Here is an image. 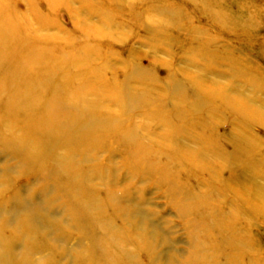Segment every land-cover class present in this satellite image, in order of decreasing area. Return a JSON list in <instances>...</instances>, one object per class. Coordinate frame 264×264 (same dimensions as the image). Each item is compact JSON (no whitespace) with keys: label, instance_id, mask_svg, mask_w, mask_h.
I'll return each mask as SVG.
<instances>
[{"label":"rangeland","instance_id":"obj_1","mask_svg":"<svg viewBox=\"0 0 264 264\" xmlns=\"http://www.w3.org/2000/svg\"><path fill=\"white\" fill-rule=\"evenodd\" d=\"M5 20L0 50L23 47L103 126L88 151L39 110L45 167L0 149V264H101L124 237L148 247L130 263L264 264V0H0ZM115 205L113 225L88 217Z\"/></svg>","mask_w":264,"mask_h":264},{"label":"bare ground","instance_id":"obj_2","mask_svg":"<svg viewBox=\"0 0 264 264\" xmlns=\"http://www.w3.org/2000/svg\"><path fill=\"white\" fill-rule=\"evenodd\" d=\"M210 5L208 10L211 15L220 16V13L216 10L214 5L212 3H210ZM4 14L6 15V11ZM5 23L9 24V29L0 27V42L9 44L10 38L14 39L16 36L11 32L12 25L6 20L3 21V24ZM2 47L5 49L0 50V56H3V60L0 61V149L17 157L24 158L25 160H30L41 166V168H44L45 166L42 162L44 155L42 151L36 144L32 146L35 140L33 135L35 131L36 135H40V129L35 119L36 115H34L39 110L41 111L40 118L46 110L50 111L52 114L50 121L47 122L48 128L46 129H49V132L53 129V123L58 124L59 127H62L64 136L71 135L76 137L77 146L89 142L88 151L100 147L99 145L96 147L94 144L97 142L99 143L101 139L97 134H99V130L101 131L103 123L100 124L99 121L96 120L97 117H95V115L87 113L85 110L83 114H81L83 107L71 104L73 97L70 96V94L66 93L64 96L57 95V86L53 84V80H49L48 76L37 70L39 68L44 70L45 67L43 66V68L40 64L32 60V56H29V54H27L28 52L24 51L23 47ZM14 69L16 70L15 72L13 71ZM13 75L19 78L10 81L9 77ZM42 98V101H45V107H41L42 102L40 101ZM46 104H48L47 108ZM23 109L25 110V114L22 116V119H20L21 117L19 115ZM71 111L75 112V114H71ZM70 159L71 157L68 156L66 161L63 160L62 164L66 166V163H68L67 160ZM133 160L136 161V165L147 166L149 168V166L142 161L137 159ZM62 164L58 165L59 167H56L55 170L62 171ZM56 171L48 170L46 172L55 175ZM65 173L64 176L67 175V177L70 178L68 180L66 178L63 190L66 192L65 194H67V198L70 201L69 204L73 214L76 218L81 219V216L85 214L83 211L92 207V190H89V188L85 189L84 187V184H86V175L82 167L80 168V166L75 165V168H71L69 171L66 169ZM57 177L59 176H56V179ZM64 178L65 177L62 179ZM76 180L79 181V183H77ZM72 191H75V193H72ZM68 193L73 195L68 197ZM182 195L185 194L183 193ZM252 201L253 205L251 206H256L258 212V205L261 203L264 204V197L257 195ZM100 207L104 208L106 206L101 202ZM119 211L118 206L115 205L99 213H92V215L88 214V217L103 222L109 220V217L115 216V214L112 213H117ZM114 221V218H110L106 224L109 223L113 225ZM95 225H97V223H95ZM127 235L129 236V232ZM117 239H115V241ZM108 241L111 240L109 239ZM134 242L132 253L130 251L127 252L126 247L129 246L130 240L124 237L119 243L120 245L125 244V250L124 247L118 246L112 247L107 251L101 249L102 251L98 259L101 264H144L138 258L134 261L135 263H130L128 261L134 254H137L140 259L141 257H146L147 263H149V252L145 253L148 249L147 244L140 239H135ZM96 264L99 263L97 262Z\"/></svg>","mask_w":264,"mask_h":264}]
</instances>
